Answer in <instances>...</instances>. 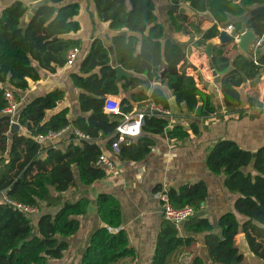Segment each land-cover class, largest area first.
<instances>
[{
    "label": "trees",
    "instance_id": "obj_1",
    "mask_svg": "<svg viewBox=\"0 0 264 264\" xmlns=\"http://www.w3.org/2000/svg\"><path fill=\"white\" fill-rule=\"evenodd\" d=\"M66 1L49 0L50 4L39 7L25 26L23 20L30 9L20 0L0 16V193L39 210L29 216L0 202V264H48L63 259L70 248L67 240L80 232V218L91 207L89 198L71 200L66 193L89 188L108 176L97 165L104 153L102 142L109 150L118 140L117 127L124 115L148 102L171 110L170 91L190 120L185 126L172 124L168 117L147 116L141 135L129 145L122 144L118 158L121 162H143L156 146L153 137L184 145L192 137L202 136L209 119L223 120L234 113L244 117L240 88L256 84L264 75V14L242 19L249 9L264 6V0H169L171 31L190 36L191 41L198 38L193 42L197 49L203 51L219 37V28L229 25L237 32L251 30L256 42L261 41V46L249 53L235 45L238 53L233 57L226 54L227 46L213 47L211 62L221 77L218 89L222 105L218 104L219 96L206 87L208 81L200 71L189 74V44L168 37L154 0H90L99 21L119 32L111 38L119 65L137 76L124 78L119 85L106 43L96 38L78 71L70 75L74 87L81 91L78 101L82 115L71 120L68 108L56 111L64 92L52 91L19 107L17 123L28 130V135L11 134V118L4 113L8 107L6 91L11 89L19 102L18 92L27 91L29 81L41 80L40 69L54 74L67 65L71 49L83 48L81 39L71 37L82 28L76 19L81 6L64 4ZM180 4L190 6L193 15L171 10ZM197 14L208 15L214 25L203 31L201 22H190ZM108 97L120 99V115L105 111ZM246 105L264 111V100L249 98ZM49 113L53 114L48 117ZM71 128L88 139L72 133L65 148L45 147L36 141L38 135L59 134ZM205 165L213 175L224 177L227 192L239 195L235 212L221 214L216 226L206 214L195 215L181 229L164 218L151 264H168L175 253H179L177 264H182L180 257L196 246L199 236L204 237L208 260L197 253L191 264H241L242 257L235 249L240 235H245L253 254L264 261V146L253 152L236 141L220 138L208 149ZM155 191L162 189L158 186ZM161 194L167 195L174 208L191 206L197 214L205 208L209 186L201 180ZM96 213L102 226L92 233L81 264L137 263L139 254L122 227L120 201L102 193L96 199Z\"/></svg>",
    "mask_w": 264,
    "mask_h": 264
},
{
    "label": "crops",
    "instance_id": "obj_2",
    "mask_svg": "<svg viewBox=\"0 0 264 264\" xmlns=\"http://www.w3.org/2000/svg\"><path fill=\"white\" fill-rule=\"evenodd\" d=\"M16 1L18 0H0V16L6 8L13 5ZM20 1L24 2L30 9L28 13L33 14V17L35 11L39 7L50 4L49 0ZM81 1L67 0L64 3H79L81 6L80 15L76 19L80 22L82 28L77 34L71 35L72 38L81 39L83 44V48L80 51L75 66L70 67L66 65L63 68H59L54 74L40 69L42 77L41 80L38 82L29 81V89L24 92H18V95L20 96V106L26 105L31 100L39 96L52 91L60 90L64 92V97L62 101L58 103L56 111L68 108L69 118L71 120L81 116L82 113L80 111L78 101L81 91L74 87L70 75L71 73L78 71L80 62L88 52L92 41L96 38H101L106 43V48L111 57L112 66L114 68L119 66L116 48L111 42V38L119 32L111 30L109 28V24L99 21L92 1L87 0L88 2L90 1V3H86L85 6V1ZM164 1H167V4L164 2L161 9L164 15V20L169 27L170 19L168 18V11H166V7L168 6L169 8L170 2L169 0ZM257 8L258 7L249 9L248 15L242 19H247L248 16H251ZM208 17V15L197 14L195 17H191L190 22H201V29L206 31L214 25L212 20ZM159 20H161L160 17ZM23 24L24 26L27 24L25 18L23 20ZM85 27L89 29V33L85 36V38H83L82 35ZM167 35L169 38L182 44H189V49L192 51L191 57V53L189 54V60L191 62V66L198 67L197 71H200L204 63L207 62L208 64V58L206 57L205 51L203 50L205 56L200 57V49L193 46V42L198 38L191 41L190 36L173 33L170 30ZM214 44L220 45L218 38L214 40ZM235 45L237 44L234 43L227 45L226 54L228 56L233 57L236 53H238ZM250 49H252V45L250 46ZM262 49L264 50V45ZM35 65L37 66L36 63ZM196 72L194 73L196 74ZM189 74L195 75L192 73ZM139 78L146 79L144 76H139ZM240 92L244 100V117L239 118V114L234 113L229 116H225L223 120L216 117L209 119L205 122V127L207 129L203 131L202 136L199 138L192 137L191 140L186 142L184 145L180 144L178 146L177 143L170 141L165 137H153L156 141V146L147 160L139 163L121 162L118 160L116 171L113 174L108 175L103 180L97 181L89 188L81 187L77 190L76 194H74L75 191L67 192V196H72L71 200H77L82 197H87L91 200L89 213L85 217L80 218V234L78 233L70 239H74V241H76L79 235L82 233L83 235L85 234L82 243H84L86 248L92 233L97 228L102 226V223L96 213V199L102 193L112 194L120 201L123 219L122 227H124V230L129 234L131 244L139 254L138 262L135 264H151V260L156 249L160 226L162 220L164 219L162 214V202L160 199L161 193L167 192L171 188H179L184 184L197 183L201 180H205V178L207 179V181L205 180L207 183L210 182L212 177L210 176V172L204 170L202 162L203 159H206L207 157L208 149L211 148L212 145L220 138L236 141L243 148L253 152H256V150L264 146V111H262L259 107L249 108L246 105L249 98H255L260 102H263L264 75L256 84L247 83L243 85L240 88ZM168 97L171 104V112L174 117V123L176 122L187 126L190 120L187 119L186 113L183 112L184 110L182 108H178L177 105L174 104L172 95L170 96L168 94ZM218 104L222 105L221 94L219 95ZM51 114L53 113H49L48 117H50ZM199 125H201V122H199ZM17 133L28 135V130L20 126V130ZM72 133H74L72 128L67 129L56 138L52 145L65 148V143L68 141ZM105 144L106 142L103 141L102 147L104 149V153H109V150L105 148ZM220 185L222 190L226 192L227 190L224 188V177L221 178ZM158 186H160L162 192L157 193L155 191ZM208 186L210 187V185ZM227 193L229 194V192ZM236 198L237 197L229 196V201L227 203L218 205L212 209H208L206 201L204 211L213 225H217L221 214L229 212L232 207H234ZM67 241L70 245L67 252L70 254V250L72 249L71 242L69 239ZM83 251L84 249H82V253ZM197 253L198 255L205 257L206 261L208 260L206 257L207 254L203 236H199L197 238L195 247L187 249L180 257L182 264H191L193 256ZM67 259L68 255L66 254V258L64 260L56 261L54 264H65L67 263ZM51 263L52 260L49 261L48 264ZM122 264L131 263L127 261ZM208 264L211 263L208 262Z\"/></svg>",
    "mask_w": 264,
    "mask_h": 264
},
{
    "label": "built area",
    "instance_id": "obj_3",
    "mask_svg": "<svg viewBox=\"0 0 264 264\" xmlns=\"http://www.w3.org/2000/svg\"><path fill=\"white\" fill-rule=\"evenodd\" d=\"M182 5L183 4H180L179 7ZM219 30L220 33L224 31L231 34L235 29L232 25H229L226 27H220ZM255 43L252 44V48L258 49L261 46V41ZM79 54L80 50L78 48L71 49L67 55V66H75ZM5 98L8 102V107L5 109L4 113L10 116L12 124L17 123L20 103L17 101V98L11 89L6 91ZM105 111L108 114L120 115V100L115 97H108L105 102ZM147 116L168 117L171 123H174V117L171 110L150 102L146 103L143 108L124 115L122 123L117 127L118 140L112 144V147L108 151L109 153H103L97 162V165L106 170L108 175L113 174L116 171L121 145H129L132 140L141 135L144 120ZM74 133L81 139H88V137L78 130H74ZM61 134L62 133H49L48 135H38L36 141L45 147L54 146L52 145L53 142ZM160 199L162 202V214L164 218L173 222L178 229H181L184 222L196 215V210L191 206L181 209L174 208L169 203L168 197L165 194H161ZM0 202H4L14 210L23 212L29 216L37 215L39 213L37 208L16 202L10 199L4 192L0 193Z\"/></svg>",
    "mask_w": 264,
    "mask_h": 264
},
{
    "label": "water",
    "instance_id": "obj_4",
    "mask_svg": "<svg viewBox=\"0 0 264 264\" xmlns=\"http://www.w3.org/2000/svg\"><path fill=\"white\" fill-rule=\"evenodd\" d=\"M234 3H239L240 0H229ZM171 10L174 12H177L180 15L183 16H192L193 11L188 5H182L180 7L178 6H172ZM258 14H264V6L258 7L253 15H258ZM33 18V14L28 13L25 17V20L27 23H30V21ZM238 39V41H237ZM218 40L220 42V45H230V44H237L239 48L244 52V53H249L250 52V46L256 42V37L253 31L248 30L244 32H237L234 30L231 34H228L227 32H221ZM215 46L214 41H211L207 44V46L204 48L206 57L208 58V65H209V70L211 72V76L213 78V82H208L206 84V87L211 89L215 96H219L220 92L218 89V85L221 82V77L218 76L217 72L214 69V65L211 62V58L213 56V47ZM192 70L196 72L198 70V67L196 66H191ZM117 78L119 81V85H121V82L123 81L124 78H132L135 76L134 73L126 71L122 66H116L115 67ZM20 130V125L18 123H14L11 125L10 133L11 134H16ZM206 214L204 210L198 212L196 214L197 217H202ZM21 247V246H20ZM235 249L238 251V256L242 257V262L241 264H264V261L258 258L253 254V252L250 249V246L247 242V239L245 235H240L237 237V243L235 245ZM195 264V263H193Z\"/></svg>",
    "mask_w": 264,
    "mask_h": 264
},
{
    "label": "rangeland",
    "instance_id": "obj_5",
    "mask_svg": "<svg viewBox=\"0 0 264 264\" xmlns=\"http://www.w3.org/2000/svg\"><path fill=\"white\" fill-rule=\"evenodd\" d=\"M78 1H81V0H78ZM84 1H85L84 6H85L86 3H90V1L88 2L87 0H84ZM164 2H166V4H167V1L155 0V4L157 6V14H158V16L161 19L160 22L164 24V26L166 28V32L168 34L169 30L171 31V27H170V25L168 27V24L165 22L164 15L162 13L161 7L163 6ZM165 6H167V5H165ZM89 7H90V4H89ZM168 9L169 8L167 6L166 7V11H168ZM88 33H89V29L87 27H85L82 37L85 38V36H87ZM190 53H191L190 54V57H191V55H192L191 49H190ZM199 56L200 57L205 56V54H204V52L202 50H199ZM188 72L192 73V74H195L192 69H189ZM200 72L203 74V77H204L205 80H207L209 82H213V78L211 76V73L209 72L207 62L203 64L202 68L200 69ZM206 76H207L208 79L206 78ZM167 94H169L170 96L172 95L170 91H167ZM174 104H175V102H174ZM202 166H203L204 170L208 171V169L206 168V165H205V159H203ZM210 176L212 177V179H210V182H208L209 183L208 185H210V187H209V189H210L209 190V197H208V200H207L208 209H212L214 207H217L218 205H222L224 203H227L229 201V196L238 198L239 195L237 193H229L228 194L227 191L225 192V191L222 190L221 185H220V180L223 177L215 176V175H212L211 173H210ZM205 180L207 181L206 178H205ZM76 193H77V191H75L74 194H76ZM66 198L71 199L72 196H67L66 195ZM230 211L235 212L234 207H232V209ZM84 235H83V233L81 235H79V237H78V239L76 241H74V239L72 240V239L69 238V241L71 242L72 249L70 250L71 251L70 254L68 252H66V254L68 255V259L66 260L67 263H65V264H81L82 249L85 250L84 243H82ZM66 254H65V256L63 257L62 260H64L66 258ZM178 256H179V253H175L172 256H170L169 259H168V264H177ZM62 260H58V261H62ZM54 262H56V260H52L53 264H54Z\"/></svg>",
    "mask_w": 264,
    "mask_h": 264
}]
</instances>
